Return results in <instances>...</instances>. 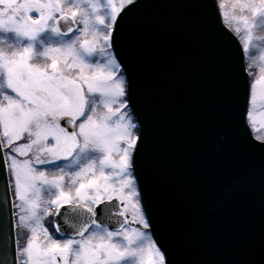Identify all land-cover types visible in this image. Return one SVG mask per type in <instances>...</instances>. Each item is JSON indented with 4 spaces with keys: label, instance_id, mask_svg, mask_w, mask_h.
I'll return each mask as SVG.
<instances>
[{
    "label": "snow or ice",
    "instance_id": "obj_1",
    "mask_svg": "<svg viewBox=\"0 0 264 264\" xmlns=\"http://www.w3.org/2000/svg\"><path fill=\"white\" fill-rule=\"evenodd\" d=\"M141 6L0 0V264H173L154 238L138 171L147 136L116 51ZM206 6L242 85V144L264 162V0Z\"/></svg>",
    "mask_w": 264,
    "mask_h": 264
},
{
    "label": "water",
    "instance_id": "obj_2",
    "mask_svg": "<svg viewBox=\"0 0 264 264\" xmlns=\"http://www.w3.org/2000/svg\"><path fill=\"white\" fill-rule=\"evenodd\" d=\"M209 3L141 0L116 49L147 136L140 181L154 238L173 264H264V162L236 127L242 85L228 71Z\"/></svg>",
    "mask_w": 264,
    "mask_h": 264
},
{
    "label": "rangeland",
    "instance_id": "obj_3",
    "mask_svg": "<svg viewBox=\"0 0 264 264\" xmlns=\"http://www.w3.org/2000/svg\"><path fill=\"white\" fill-rule=\"evenodd\" d=\"M259 43V42H257ZM253 54L254 55H258V50L254 49L253 50ZM258 71V69H256ZM47 222V219L45 220V224ZM27 230L26 229H22V230H19V232H17V235H20V236H23L24 232H26ZM21 243H23V240L21 241Z\"/></svg>",
    "mask_w": 264,
    "mask_h": 264
}]
</instances>
